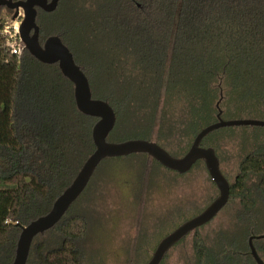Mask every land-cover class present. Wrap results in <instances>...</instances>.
Wrapping results in <instances>:
<instances>
[{"label": "trees", "instance_id": "16d2710c", "mask_svg": "<svg viewBox=\"0 0 264 264\" xmlns=\"http://www.w3.org/2000/svg\"><path fill=\"white\" fill-rule=\"evenodd\" d=\"M72 4L60 0L53 13L38 10L40 41L60 36L88 77L93 97L114 108L117 123L108 141L154 139L161 145L177 135L195 137L216 121L221 97L222 117L234 103L264 119V0ZM1 42L0 264H11L22 227L51 210L94 151L97 119L77 110L74 86L57 64H44L26 50L20 58L9 55ZM141 156L146 166L148 156ZM128 157L105 159L93 177ZM251 177L258 178L254 195ZM233 199L243 206L237 218L248 226L244 244L235 237L219 248L218 239L214 249L199 228L195 264H257L249 239L264 235L257 226L264 205L263 149L240 162L226 207ZM77 201L53 228L35 237L27 264H85L81 244L89 223L76 213ZM253 245L264 261V238Z\"/></svg>", "mask_w": 264, "mask_h": 264}, {"label": "rangeland", "instance_id": "374dc122", "mask_svg": "<svg viewBox=\"0 0 264 264\" xmlns=\"http://www.w3.org/2000/svg\"><path fill=\"white\" fill-rule=\"evenodd\" d=\"M73 2L76 0H70L71 7ZM229 108L223 117L225 120L260 119L247 110H240L234 103L229 104ZM193 139V135H177L161 146L173 156L181 157L187 153ZM202 144L215 150L221 171L232 183L240 162L259 148L264 151V128H222L209 134ZM143 160L141 154H136L108 163L92 178L87 192L77 199L75 211L89 223V233L81 244L85 264H147L164 236L200 213L218 195L202 161L189 172L178 174L149 157L144 166ZM257 183V177H251L248 183L253 195L257 194ZM259 209L257 226L264 230V205ZM242 211L239 199L231 200L216 218L199 229V235L214 249L218 239L219 248L225 243L223 240L232 241L235 237L243 245V230L248 226L237 218ZM193 239L194 233L187 236L169 251L162 264H195Z\"/></svg>", "mask_w": 264, "mask_h": 264}, {"label": "water", "instance_id": "95a60500", "mask_svg": "<svg viewBox=\"0 0 264 264\" xmlns=\"http://www.w3.org/2000/svg\"><path fill=\"white\" fill-rule=\"evenodd\" d=\"M59 3L60 0H0L1 7H6L14 12L13 18H16L22 11L23 20L19 34L25 50L44 64H57L62 75L74 86L77 110L83 115L97 119L92 128L94 151L85 160L71 184L57 197L51 210L22 227L17 241L15 257L11 264H27L35 237L53 228L63 218L72 204L85 191L95 171L105 159L145 154L164 168L178 174L189 172L197 162L202 161L211 181L217 187L218 195L200 213L183 221L159 241L147 264H162L166 254L174 246L216 218L230 199L231 183L221 171L220 161L215 150L211 147H203V140L209 134L226 127L252 126L264 128V119L225 120L222 117L221 97L216 104V121L203 127L195 135L189 150L181 157L173 156L153 140L108 141V137L117 123L114 108L109 102L93 97L88 77L76 63L73 53L64 44L60 36L52 35L47 37L43 43L40 41V27L37 23L38 10L53 13L57 10ZM261 237L264 238V235L253 236L249 239L251 255L257 264H264V261L256 251L253 240Z\"/></svg>", "mask_w": 264, "mask_h": 264}, {"label": "built area", "instance_id": "2783aa9c", "mask_svg": "<svg viewBox=\"0 0 264 264\" xmlns=\"http://www.w3.org/2000/svg\"><path fill=\"white\" fill-rule=\"evenodd\" d=\"M13 14L10 16V13L0 11L1 45L9 55L12 54L20 58L25 50L24 43L19 34L23 13L20 11V14L16 18H13Z\"/></svg>", "mask_w": 264, "mask_h": 264}, {"label": "flooded vegetation", "instance_id": "af4514ba", "mask_svg": "<svg viewBox=\"0 0 264 264\" xmlns=\"http://www.w3.org/2000/svg\"><path fill=\"white\" fill-rule=\"evenodd\" d=\"M14 1H19V0H14ZM0 11L1 12H7V11H10V10H8L6 7H1L0 6ZM202 146H203V144H202ZM203 147H206V146H203ZM258 236H262V235H258ZM251 237H253V236H251ZM260 239H262V237L260 238ZM253 241H256V239H254ZM169 253V252H168ZM168 253L166 254V256L168 255ZM165 256V257H166ZM165 259V258H164Z\"/></svg>", "mask_w": 264, "mask_h": 264}]
</instances>
